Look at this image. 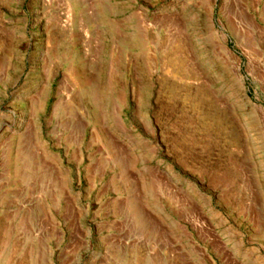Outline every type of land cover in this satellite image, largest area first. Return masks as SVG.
<instances>
[{
  "label": "rangeland",
  "instance_id": "obj_1",
  "mask_svg": "<svg viewBox=\"0 0 264 264\" xmlns=\"http://www.w3.org/2000/svg\"><path fill=\"white\" fill-rule=\"evenodd\" d=\"M0 264H264V0H0Z\"/></svg>",
  "mask_w": 264,
  "mask_h": 264
}]
</instances>
